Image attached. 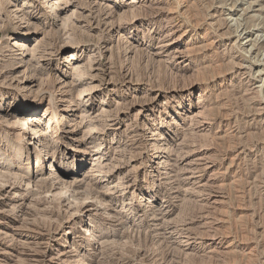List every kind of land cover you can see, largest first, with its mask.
I'll return each mask as SVG.
<instances>
[{"label":"rangeland","instance_id":"obj_1","mask_svg":"<svg viewBox=\"0 0 264 264\" xmlns=\"http://www.w3.org/2000/svg\"><path fill=\"white\" fill-rule=\"evenodd\" d=\"M0 184V264H264V0H0Z\"/></svg>","mask_w":264,"mask_h":264},{"label":"bare ground","instance_id":"obj_2","mask_svg":"<svg viewBox=\"0 0 264 264\" xmlns=\"http://www.w3.org/2000/svg\"><path fill=\"white\" fill-rule=\"evenodd\" d=\"M33 81H35V77H34ZM17 82H19V81H17ZM19 83H21V82H19ZM31 84H32V81L26 79L24 82V86L22 87L23 90L25 88L30 87ZM13 110L15 111V108L14 109L12 108L10 111H12L14 113ZM22 114L24 115V123H22V124H19L15 120L10 124L8 121L4 120L5 123H7V122L9 123V125H7V124L3 125L6 128L7 127L9 128L7 131H5V134L7 135V137H11L12 131L15 130L19 133V136L21 137V141H20L21 143L25 142L26 140L30 141V143L26 142V144H25L26 149L28 146H31L32 149L35 151V153L36 154L38 153V154H40V156H43L42 158H44L45 160L48 158L49 155H51V159L53 161H55V154H56V144L55 143L56 142H54V140L47 139L44 136V134L40 133V135H39V131L37 130V126H35V124L37 125L40 119L38 120L36 118V114L32 113L30 111H23ZM12 118L14 119L13 116H12ZM46 125H49V124H46ZM47 129H48V127H47ZM55 166H56L55 162H54V165H52V163H50L49 168H48V172H50V173H48V178L50 179V181L55 182L56 185H58L60 188H58L59 191L57 193H54V194L52 193L50 198L52 197L53 201L54 200L58 201L59 205L65 203L68 208H71L74 210L69 221H72V219H73V221H75V219H77V220L83 222L84 218H86L87 216L94 215L95 214L94 212H96V211L97 212L103 211V213H104V211H106V205L98 202L97 199L92 200V197H90L88 195H84V199H81V197L78 196V193L76 192V190H73V189L70 190L69 187L60 183L61 181L59 182L53 173ZM1 177H3V176H1ZM36 178L37 177L35 175H33V172H32V176H30L28 178V183L25 185V186H27L26 188H28V186L30 185V181H35ZM2 187H4V185L2 186V184H0V190H3ZM49 212H50V210H49ZM68 217H69V215H68ZM93 234L94 233H93V229H92L91 233H87L86 235L88 237H93ZM72 239H73V236H72ZM89 241H94V239L88 240L86 242L89 243Z\"/></svg>","mask_w":264,"mask_h":264}]
</instances>
